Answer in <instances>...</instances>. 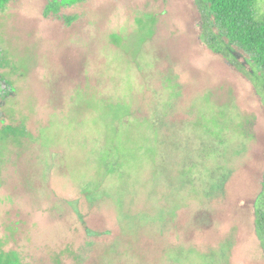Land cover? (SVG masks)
Masks as SVG:
<instances>
[{"label":"rangeland","instance_id":"rangeland-1","mask_svg":"<svg viewBox=\"0 0 264 264\" xmlns=\"http://www.w3.org/2000/svg\"><path fill=\"white\" fill-rule=\"evenodd\" d=\"M49 1L0 10V250L24 264H264L263 71L236 44L240 60L210 48L199 0H85L61 8L71 22L46 16Z\"/></svg>","mask_w":264,"mask_h":264},{"label":"trees","instance_id":"trees-1","mask_svg":"<svg viewBox=\"0 0 264 264\" xmlns=\"http://www.w3.org/2000/svg\"><path fill=\"white\" fill-rule=\"evenodd\" d=\"M85 0H50L45 7V15L63 17L71 22L76 17L61 15V8L83 3ZM256 0H199L210 14V24L215 27L216 43L209 40L210 48L222 52V39L237 44L249 52L256 68L264 72V22L255 17ZM10 0H0V10L5 9ZM173 75L170 77L173 79ZM168 80V78H167ZM170 118V117H169ZM17 132V131H15ZM0 264H24L20 255L13 251L0 252Z\"/></svg>","mask_w":264,"mask_h":264},{"label":"flooded vegetation","instance_id":"flooded-vegetation-1","mask_svg":"<svg viewBox=\"0 0 264 264\" xmlns=\"http://www.w3.org/2000/svg\"><path fill=\"white\" fill-rule=\"evenodd\" d=\"M256 5H257V0L255 1V7H254V10H255V17H257V14H256ZM259 6H261V9L264 8V0H260V3H259ZM210 15V14H209ZM210 21H208L209 23ZM212 30L210 29V33L212 34L211 36V41L216 43V38H214V33L217 32V30L215 29V27H212V25L209 23L208 24ZM222 41L224 42V45H225V48H227V50L231 49V53L237 58V60H240L241 59V55L239 53H233V50H232V45L233 43H230L228 40H225V39H222ZM210 42V41H209ZM211 43V42H210ZM210 43H208V45H210ZM237 45V44H236ZM240 47V46H238ZM241 48V47H240ZM242 49V48H241ZM213 51H215L217 54H222V52H219L215 49H212ZM243 51H245L244 49H242ZM249 56L250 58L247 59V61H241V64L243 66H247L249 63L256 68V66L254 65V62L252 61V58H251V55L249 54V52L245 51ZM231 55V54H230ZM232 56V55H231ZM253 70V69H252ZM257 70L261 71L260 69L257 68ZM262 72V71H261ZM262 78H260V81L261 83L263 82L264 83V73L262 72L261 74ZM1 79V77H0ZM5 103V102H4ZM2 105H3V102H2ZM1 105V106H2ZM163 114V113H162ZM164 116V115H163ZM167 119H169V116L167 115L166 116ZM262 117H260L261 119ZM162 120L160 118H157V121L158 123H160ZM260 122V120H259ZM1 123L4 125L5 124V119L2 118L1 119ZM21 127V126H20ZM20 127H13L11 125H4L3 126V129H2V132H4L5 134H7L8 136H11V134H13V136H16L18 133H20V135H22V137H26L27 135L25 133H23L22 130H19ZM170 127H172V125H170ZM22 128L25 129V131L27 130L26 126H22ZM163 129H165V127H163ZM17 130V132H15ZM176 130H172L171 128L167 131L168 134H177ZM260 132V130L258 131ZM261 137V135L259 134V138ZM7 143V142H6ZM4 144V143H3ZM263 160H264V135H263ZM262 160V161H263ZM255 174V173H254ZM254 177V175H253ZM254 184H253V189H254ZM252 189V190H253ZM252 192V191H251ZM255 207H256V225H257V229H258V232H259V235L261 237V243H262V247L264 248V169H263V173H262V177L260 179V186H259V192H258V197L256 199V202H255ZM1 252V250H0ZM24 263V262H23Z\"/></svg>","mask_w":264,"mask_h":264}]
</instances>
